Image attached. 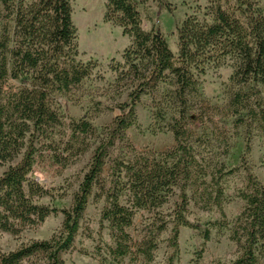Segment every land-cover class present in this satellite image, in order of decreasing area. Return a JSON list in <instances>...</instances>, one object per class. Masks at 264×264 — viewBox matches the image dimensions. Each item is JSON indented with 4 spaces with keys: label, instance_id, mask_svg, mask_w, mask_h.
Here are the masks:
<instances>
[{
    "label": "trees",
    "instance_id": "16d2710c",
    "mask_svg": "<svg viewBox=\"0 0 264 264\" xmlns=\"http://www.w3.org/2000/svg\"><path fill=\"white\" fill-rule=\"evenodd\" d=\"M105 22L119 26L132 40L123 55L124 65L112 70L117 82H131L126 101L118 106L120 115L110 125L93 126L86 118L67 121L54 106L55 95L65 96L81 86L98 68L78 58V31L73 22V0H0L3 17L13 23L0 32V166L9 164L0 176V232L20 235L27 227L44 223L51 215H63L61 229L50 239L33 241L16 251L0 248V264H25L42 257L43 264H65L62 254L75 247L94 190L105 191L101 231L108 229L113 246L107 256L100 250L102 264H123L126 260L152 263L160 239L170 221L171 255L179 256L181 228L200 230L187 216L188 195L196 179L203 180L202 207L223 211L225 194L221 181L239 171L221 167L220 178L211 186L198 172L199 161L193 148L197 116L172 115L170 129L175 147L165 152L140 154L128 131L138 125L136 109L144 96L161 85L175 88L183 108L190 97L200 94L201 78L211 67L234 62L233 80L255 90L264 86V13L252 0H210V20L188 16L178 29L179 51L175 55L160 31H146L139 4L152 0H105ZM162 9L167 0H157ZM168 9V8H167ZM264 119V114H262ZM189 119V121H188ZM43 150H50L57 165L66 168L73 157L92 150L91 160L70 208L39 204L36 199L54 200L52 191L37 180L36 166ZM116 153L115 157H112ZM250 147L242 157L248 173L247 187L239 196L244 202L231 223L209 225L229 229L242 254L231 264L264 263V185L253 175L249 164ZM109 168V186L103 175ZM224 173V174H223ZM180 199L168 219L159 210L170 203L175 191ZM155 213L156 218L143 240L135 244L128 233L139 212ZM162 216V217H161ZM203 231L210 240V229Z\"/></svg>",
    "mask_w": 264,
    "mask_h": 264
},
{
    "label": "rangeland",
    "instance_id": "374dc122",
    "mask_svg": "<svg viewBox=\"0 0 264 264\" xmlns=\"http://www.w3.org/2000/svg\"><path fill=\"white\" fill-rule=\"evenodd\" d=\"M20 1V0H18ZM31 2L33 0H23ZM137 1V0H134ZM264 13V0H252ZM210 0H167V7L160 8L157 0L142 5L143 26L146 31H160L175 55H178V29L188 16H196L201 21L210 20ZM73 22L78 31L79 60L85 63L96 61L98 68L81 86L65 96L55 95L54 106L67 121L86 118L93 126L110 125L120 115L118 106L126 101L131 82H117V74L112 70L117 64L124 65L123 55L132 40L123 35L117 25L105 22V0H73ZM168 8V9H167ZM13 32V23L2 13L0 2V32L5 28ZM234 62L227 60L222 67H211L201 78L200 94L190 97L183 105L177 100L172 86L161 85L159 89L142 98L136 112L138 125L128 131L130 141L140 154L165 152L175 147L174 134L170 129L171 116L182 113L196 117V124L189 123L194 131L193 148L199 161V173L211 186L212 177L220 178V169L227 172L239 168L233 175L225 177L221 185L225 194L223 211L212 206L202 207L200 194L203 180L188 191L190 204L188 218L201 226L200 230L181 228L179 256L175 264H231L238 259L242 250L232 240L229 229L212 227L211 223L227 220L229 223L241 212L244 202L239 194L247 187L248 173L242 168V157L247 145L250 147L249 164L253 175L264 185V86L255 90L237 84L232 76ZM189 121V119H188ZM92 150L81 157L71 159L70 165L62 168L52 159L50 150H43L36 166L37 180L52 191L54 200L45 197L36 199L39 204L70 208L73 196L87 172ZM113 153L112 157H115ZM9 164L0 166V176ZM110 163L103 175L104 185L109 186ZM223 173V174H224ZM180 190L175 191L170 203L159 210L166 219L173 213L179 202ZM105 206V191L101 187L94 190L85 215L82 229L75 247L62 254L65 264H102L98 251L107 256L108 247L113 246L108 229L101 231V215ZM162 217V216H161ZM155 213L139 212L134 225L128 229L133 243H140L145 237ZM63 215H51L44 223L25 228L20 235L0 232V248L5 253L19 249L33 241L50 239L63 224ZM174 223L170 221L167 231L160 239L155 259L149 264H167L171 255L169 240ZM210 229V240L205 241L204 229ZM25 264H43V258L31 259ZM123 264H146L126 260ZM261 264H264L261 262Z\"/></svg>",
    "mask_w": 264,
    "mask_h": 264
}]
</instances>
